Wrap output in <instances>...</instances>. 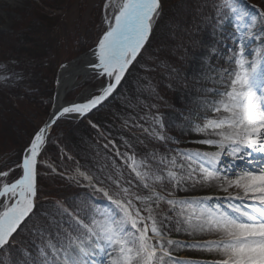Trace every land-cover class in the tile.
Returning <instances> with one entry per match:
<instances>
[{
	"label": "snow or ice",
	"instance_id": "1",
	"mask_svg": "<svg viewBox=\"0 0 264 264\" xmlns=\"http://www.w3.org/2000/svg\"><path fill=\"white\" fill-rule=\"evenodd\" d=\"M240 4L223 0L218 8L221 26L223 17L233 14V47L225 58L230 67L201 69L202 77L192 81L200 84L195 134L203 138L196 142L219 149L205 152L181 149L163 118L152 114L157 106L150 100L158 93L151 73L188 81L168 58L184 52L179 57L184 62L182 42L166 53L164 48L152 52L162 0H103L102 27L82 72L91 86L68 99L57 78L47 118L33 126L17 157L0 168V253L21 249L27 234L35 251L24 249L30 260L23 264H264V167L237 164L251 163L254 153L264 156V28L254 31L257 20L264 23V0ZM250 41L262 47L252 50ZM136 70L146 75L133 86V99L124 93ZM209 81L212 87H206ZM121 97L127 114L113 113L120 124L110 139L112 132H100L91 117ZM65 122H87L97 130L105 141L99 145L102 164L82 165L59 148L56 130ZM52 145L59 148L56 162L49 154ZM45 175L87 195L57 200L54 211H42ZM209 235L218 239L173 238Z\"/></svg>",
	"mask_w": 264,
	"mask_h": 264
},
{
	"label": "rangeland",
	"instance_id": "2",
	"mask_svg": "<svg viewBox=\"0 0 264 264\" xmlns=\"http://www.w3.org/2000/svg\"><path fill=\"white\" fill-rule=\"evenodd\" d=\"M166 1L167 10H165V14L175 11L176 8L178 9L177 6H172V0ZM169 1H172L170 5L168 3ZM102 2L103 0H86L85 2L82 0H68L67 2L62 1L61 4H59V6L51 12L50 8L53 4L57 5V0H19L17 4L11 5V7L4 11V13L0 12L2 18L5 20L4 26L0 25V168H5L17 157L28 138V135L32 131L33 126L39 124L42 120L47 118L49 90L50 88L52 89L53 95L56 92V80L61 69L60 65L70 62L89 52L87 49L85 51L84 49L79 51L80 46H76V43L81 39V37L85 36L86 28H88L86 37L91 39L95 37L91 17L94 12L97 14L101 12ZM222 2L223 0H193V16L197 14L198 17V21L196 22V25H194V30L192 31L190 26L191 22L189 23V21L186 23L188 28L186 31L177 30L179 26L177 27L169 24L172 30L170 36H160L158 43L152 45V50L155 52L157 48H164L166 53L169 48L175 49L177 43L182 42L185 49H187V58L184 62L181 63L179 59L180 56L185 55L184 52H177L175 55L168 58L173 63L180 65L186 75L189 69L188 64L190 63L192 57L198 53V48H196V46H200V42L202 40L200 37L207 34L209 37L203 47L206 52L209 51V49H212V44H210L209 41L214 40L213 49L212 51L210 50L211 53L208 57L201 59L200 67L204 70V72L209 73L218 67L224 68L226 65L227 67H230V65L225 62V58L227 56L228 49L233 44L234 39L232 35V32H234L233 20L231 18L233 14L228 13L223 17L222 26L217 23V19L223 11H218ZM258 3L259 0H241V4L238 6L246 7L247 5H256ZM79 7H82L83 10L80 11ZM212 9L214 11V16L211 20L210 18L208 19V15H202L207 14ZM49 13H51V22L46 30L49 33H46L47 40L43 39L45 40V44L42 46L40 42H38L37 36L30 35L27 39L28 45L23 47V49L20 46L23 42L18 39L19 34L26 30V25L30 20H35V18ZM229 16H231V19H228ZM162 19L163 18H161V20ZM56 20L58 23L53 24L52 22H55ZM97 20L98 19L95 18L94 22L96 23ZM166 26L167 25L163 24L164 29H166ZM262 28H264V23L257 20L254 31L260 33ZM190 30L192 34L187 37ZM261 35L264 36V33H261ZM199 39L200 42H198ZM65 40H69L68 45L65 44ZM47 41V46H45ZM249 43L252 50L262 47L259 41H250ZM40 47L46 49V52L42 57L40 56ZM15 49L19 51V54L14 52ZM65 51L66 55L68 52V58L63 56ZM77 53L79 54L75 55ZM144 75L146 74L143 72H136L130 79L132 87L126 86L124 95L132 97L131 91L133 93V86L137 83L139 78ZM150 75L152 77V83L157 85L156 91L158 93V98L150 100L151 104H155L157 106L152 109V114H156L158 112V114L163 118V124L169 135H171L174 131V133L177 134L179 132L177 131V128L184 124V137L186 139L189 138L190 141H196L194 140L193 133L195 132V127L197 126L196 121L199 118V114L197 113H201L200 105L192 103L186 108L187 112L192 110V113H196L194 118H188V116L181 114V109L176 106V104L180 103L178 97L186 92L188 84H190V89L193 87V89L189 91L193 92L194 95L199 90L200 84L193 85V79H188L185 84H181L179 82L170 81L165 76L158 73H151ZM5 77H10V79L5 81ZM20 77H22V79H20ZM169 84H171V87H168ZM205 84L206 87L213 86L210 81L205 82ZM90 86V82L88 81L78 85L68 93L67 98L75 99L82 91ZM132 98L135 99V97ZM192 100H195L194 97ZM121 101L122 97L117 98L116 101H113L110 105L105 107V109L103 108L104 113L118 112L121 113V115L126 113V110L122 107ZM145 111L146 110L141 109L140 113L145 114ZM182 113L186 112L183 111ZM56 131L57 135L62 140V143L59 144V148H63L61 146H64L62 144L65 142L67 130L59 128ZM174 140L179 139L175 138ZM178 146L181 149L193 151L199 150L205 152H215L219 150L212 148V146H206L197 142L191 147L182 143ZM59 148L56 145H52L49 148V154L52 157L53 162H56V158L59 154ZM63 150L66 152L64 148ZM140 150L142 151V149ZM68 154L73 156L71 153ZM74 159L78 160L76 157H74ZM223 160H227L228 163L227 157H222V161ZM224 163L226 164L225 161ZM238 163L252 166L253 161L251 163H248L247 161H238L237 164ZM67 186L69 185L60 180L59 177L54 175H45L41 181V187L44 195L46 196L43 197L42 201L49 198H58V196L60 198L65 197L63 200L70 198L73 194V189H76V187L67 189ZM211 237L212 236H197L193 238L188 236H174L173 238L188 241L194 239L197 242L218 239L216 236ZM28 239L29 236H27V241ZM24 249H26L25 246L19 250L22 251ZM25 253L24 256L26 257L27 255L28 257V253ZM15 254L16 252L11 255L7 252L0 253V264H13L11 258ZM180 254L191 255L188 252H182ZM193 256L198 255L194 254ZM16 262L17 264H23V261Z\"/></svg>",
	"mask_w": 264,
	"mask_h": 264
},
{
	"label": "trees",
	"instance_id": "3",
	"mask_svg": "<svg viewBox=\"0 0 264 264\" xmlns=\"http://www.w3.org/2000/svg\"><path fill=\"white\" fill-rule=\"evenodd\" d=\"M62 1L67 2L68 0H57V2H58L57 5L53 4L52 7L50 8L51 12L55 8H57V6H59V4H61ZM82 1L85 2L86 0H82ZM165 1L166 0H162L164 14H163V17H162L163 19L161 20V22L167 26H166V29H164L163 24L161 22H159V26L156 30L155 39L152 41V45H154L155 43H158L160 36H163V35H165L166 37L170 36L172 30H171L169 24H172L173 26H177V27L179 26L177 28V30H181V31L185 30L186 31V29H188L186 23L189 21V23L191 22L190 26H191V29L193 31L194 25H196V22L198 21L197 14H195L193 16V0H172L173 1L172 6H174V7L177 6L178 9L176 8L175 11L168 12L166 14H165V10H167V1H166V4H165ZM172 1L168 2L169 5ZM102 4H103V2H102ZM67 8H68V5H67ZM79 10L82 11L83 8L79 7ZM213 14H214V11L212 9L207 14H202V15L203 16L208 15V19L210 18V20H211L214 16ZM99 15H101V12H99V14L94 12L92 14V17H91L92 18L91 23H92V26L94 27L95 37L93 39L86 37V32L88 31V28H86L85 36L81 37V39L76 43V46H80L79 51L83 50V49H84V51L86 49L89 50L93 46L91 44H93L94 40L96 39V37H97L101 27H102V19H101V16H99ZM203 16H200V17H203ZM39 17L35 18V20H30L29 23L26 25V30L23 33L19 34L18 39H20L23 42L20 45L22 48L26 47V45H28L27 39L30 35L37 36L38 42H40V44L42 46L45 44V40H47L46 39L47 38L46 33L49 34L46 30L49 26V23L51 22L50 21L51 20V13H49L47 15H42ZM95 18L98 19L96 23L94 22ZM206 22H207V20H206ZM52 23L53 24L58 23V21L56 20L55 22H52ZM91 23H90V25H91ZM50 27H52V26H50ZM190 34H192L191 30L188 32L187 37H189ZM43 39H45V40H43ZM160 40H161V38H160ZM47 43H48V41L46 42L45 46H47ZM68 43H69V40L68 41L65 40V44L68 45ZM61 44H62V42H61ZM40 48H41L40 56L42 57L45 54L46 49L43 47H40ZM14 52L16 54H19V51L17 49H15ZM152 52H154V51L152 50ZM78 54L79 53H77L75 55H78ZM63 56H66L65 58H68L69 57L68 52L66 55V51H65L63 53ZM136 72H139V70H136L135 73ZM126 86L132 87V82H130ZM49 92L50 93L48 96L50 98L53 96V91L51 88H50ZM131 95H132V97H135L134 94L132 93V91H131ZM104 109H102L100 112H97L94 116L91 117V119L93 122L100 125V132H104V133H107L108 131L112 132V136L109 137L110 139L112 137H117V133L114 129L116 126H119L120 121L116 120L114 118L113 113H104ZM126 114L127 113H123V115H126ZM142 114H144V113H140V115H142ZM132 115H135V113H132ZM137 119H139V117H137ZM60 128L67 130L66 131L67 136L65 138V142L62 144L64 146H61V147H63L66 150V152L73 154V156L76 157L81 162L82 165L85 163H92V164H95L98 166L104 162L102 159V157L104 156V151H103V149L99 148V145H102L103 143H105V141L99 139L97 130L89 127L87 122H80L78 124L71 123V122H65V123L61 124ZM67 137H68V139H67ZM117 142H119V141L117 140ZM97 150L100 151V153H101L100 156L96 155ZM137 151H141V150L137 149ZM71 187L72 186H67V189H69ZM67 189H65V190H67ZM73 190H74L73 194L70 196V198H67L66 200H64L65 202H67L68 200H78V197H84L87 195V193L85 192L84 189H80V188L76 187V189H73ZM44 196H46V195H44ZM51 197H54V196H51ZM64 198L65 197L60 198L58 196V198H53V199L49 198V199H46L45 201H41V203L43 204L42 211L45 209L48 211H54L55 210L53 207L54 202L57 200H63ZM23 239L25 241L23 246H25L26 249H28L29 251H35V249L32 247V243H31L32 238L29 237V239L27 241V234H25V237ZM14 252H16V254L11 258L12 261L15 260V261L20 262V261L25 260L26 258L27 259L30 258L29 256L27 257V255H26V257L24 256L26 254L25 252H27V251L13 250L10 253V255ZM21 256H23V257H21Z\"/></svg>",
	"mask_w": 264,
	"mask_h": 264
},
{
	"label": "bare ground",
	"instance_id": "4",
	"mask_svg": "<svg viewBox=\"0 0 264 264\" xmlns=\"http://www.w3.org/2000/svg\"><path fill=\"white\" fill-rule=\"evenodd\" d=\"M19 0H0V12L4 13V11H6L7 9H9L11 7V5H15L18 3ZM231 16L228 17V19L233 20V16L230 18ZM5 20L2 18V15L0 14V25L4 26ZM211 25V24H209ZM3 29V28H2ZM233 33V32H232ZM208 35L205 34V36L200 37V39L202 38L201 42L200 39L198 40V42H200V46L198 47V45L196 46V48H198V53L192 57L190 63L188 64L189 69L188 72L186 74V76L188 77V79H194L195 77H202V73H201V59L208 57L213 49V43L214 40H210L209 43L212 44L211 48L209 49V51L206 52V50L204 49V45L206 44L207 40H208ZM233 47V44L230 46ZM211 50V51H210ZM209 52V53H208ZM90 56V53L87 52L79 57H77L76 59L67 62L65 64H67L69 67L65 70V69H60L58 77L61 79L62 85L63 87H61L60 91L62 93H65L66 95H68V93L73 90L74 88H76L78 85L87 82V80L85 79V77L82 75L83 72V66H84V62L85 60H87ZM224 68H229L224 67ZM217 87H219V85H216ZM191 89H193V87H191ZM190 84H188V87L186 88V92L184 94L179 95L178 100L180 101V103H177L176 106L180 107L181 109V114H183L184 116H188L189 117H193L195 116L196 113H192V110H189V112L186 111V108L189 107L192 103H195L196 105L199 104V97H200V93L199 90L195 93L190 92ZM56 91H57V85H56ZM194 97L195 100H192ZM193 109V108H190ZM183 111H185L186 113H182ZM200 114L201 113H197ZM179 131L177 134L172 132V137L178 138L182 144H186V146H193L194 143H196V141H198L199 139L203 138V134H195V132L193 133L194 136V140L196 141H190V139H186L184 137L185 135V128H184V124L181 126H179L177 128ZM212 148L214 149H218L215 146H212ZM227 163V160H223V162ZM253 164L252 166L249 165H245V164H239L238 166L243 168V167H249V168H260V167H264V156H260L258 154H253V158H252ZM210 236V235H209ZM203 237H208V236H203ZM215 237V236H212ZM211 237V238H212ZM191 255L197 254L199 255V253H190Z\"/></svg>",
	"mask_w": 264,
	"mask_h": 264
}]
</instances>
